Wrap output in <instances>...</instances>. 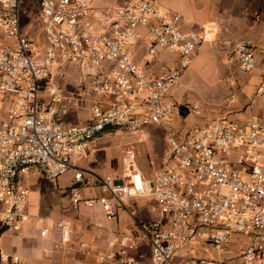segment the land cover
Returning <instances> with one entry per match:
<instances>
[{
	"label": "built area",
	"instance_id": "built-area-1",
	"mask_svg": "<svg viewBox=\"0 0 264 264\" xmlns=\"http://www.w3.org/2000/svg\"><path fill=\"white\" fill-rule=\"evenodd\" d=\"M38 5L39 14L27 0H0V97L7 103L0 115V229L18 230L29 219L22 174L36 169L56 180L71 171L74 205H98L110 221L126 200L152 197L168 218L167 226L144 222L120 234L94 253L100 262L136 264L134 252L145 240L149 264H225L210 259L208 247L220 252L237 240L239 264H264V66L252 44L237 42L224 64L244 73L259 70L261 115L228 122L218 117L184 130L176 122L180 107L161 98L204 50L212 26L185 29L188 18L162 13L156 0L101 9L94 0ZM142 40L141 61L153 64L162 50L175 54L174 63L141 65L133 49ZM43 45L39 57L34 47ZM67 68L75 75L64 83ZM79 97H85V118L63 122L82 108ZM187 108L198 114V105ZM150 125L165 143L151 179L140 171L133 145L124 148L121 175L84 174L79 162L89 143L111 130L146 137ZM86 187L101 194L82 196ZM55 228L61 243L70 240L69 220L58 218ZM47 232L41 228L39 235ZM78 248L89 255L92 243L81 240ZM199 251L204 255L195 258ZM0 259L22 264L19 255L0 253Z\"/></svg>",
	"mask_w": 264,
	"mask_h": 264
},
{
	"label": "crops",
	"instance_id": "crops-1",
	"mask_svg": "<svg viewBox=\"0 0 264 264\" xmlns=\"http://www.w3.org/2000/svg\"><path fill=\"white\" fill-rule=\"evenodd\" d=\"M115 2L123 5L130 1L94 0V6L101 9L105 6H113L112 3ZM156 2L157 4L160 2L171 13L180 12L188 18V21L182 25L185 29L199 31L207 26H212L211 38L204 42V53L210 50L219 54L225 53L237 42L247 41L255 48L258 64L264 66V0H203L196 7L190 4L185 5L178 0H156ZM160 11L162 12V9ZM143 44L144 40L139 41L133 49L134 58L139 63L141 62L140 53ZM202 52L193 57L192 63H197L204 57ZM174 61L175 54L161 50L154 58L153 64L145 63L143 65L154 69L161 63L172 65ZM224 67L226 72L222 81L226 87L230 82L232 89L225 91V96L228 97L220 101L221 106L213 109L216 113L218 112L217 117L244 120L248 117L260 116L262 113L261 102L255 95L256 86L261 78L259 70L244 73L239 72L235 66L224 65ZM231 90H234L235 94H230ZM169 95L171 96V91H169ZM179 116L183 118L182 128L184 130L190 128L188 112ZM1 120L2 116H0ZM155 127V125L147 127L149 135ZM93 146H95L94 141L88 144L87 153L80 160L79 165L85 175L103 176L95 170L97 165L88 160L93 158L91 156ZM84 168H89L92 171ZM37 173L38 170L31 169L20 177L21 183L29 190L27 198L28 221L18 230L4 229L0 232V253L19 255L22 257V264H123L121 262H100L95 258L94 253L97 250H106L120 234L135 231L139 223L156 222L163 226L168 224L166 216L163 220H157L150 217L147 212L140 213V210L146 205L143 198L130 199L126 201L127 204L125 203V205H137L139 218L126 206V208H119L116 217L108 221L98 205L89 209L83 205L77 206L72 203L71 189L74 186V181L71 171L56 180H46ZM117 176L119 175L114 177ZM95 190L98 193H95ZM80 192L85 197H96L101 194L99 188L92 187L81 188ZM61 217L69 220L72 225L70 240L65 243L60 242L59 230L55 228V221ZM44 227L48 228V232L45 236H40L39 231ZM81 240L92 243L89 255L79 250L78 242ZM226 248L235 253L238 244L234 242ZM144 250L147 251L146 255H144ZM149 254V245L144 240L140 248L134 252L136 264H149ZM0 264H10V262L0 259Z\"/></svg>",
	"mask_w": 264,
	"mask_h": 264
},
{
	"label": "rangeland",
	"instance_id": "rangeland-1",
	"mask_svg": "<svg viewBox=\"0 0 264 264\" xmlns=\"http://www.w3.org/2000/svg\"><path fill=\"white\" fill-rule=\"evenodd\" d=\"M38 1L39 0H27V2L33 3V6L31 7L37 14H39L40 9ZM120 1L121 0H119V2ZM178 1L180 3H184L185 5L190 4L191 6L196 7L197 5H200V2L203 0ZM112 4L113 7L120 6L118 2ZM158 6L160 10L162 9V13H171L164 6H162L160 2ZM24 9H27V7L24 6ZM34 49L37 50L39 57L43 55L44 45L40 47L36 46ZM229 51L230 50H227V52H221L220 54L214 50H210L206 53L203 51L202 53L204 54V57L201 58L197 63H192L191 61V64L174 82V86H171L172 88L169 89V91H171V96L168 92L167 95L161 98V101L164 103L174 104L177 107H192L194 105H198V114L193 113L192 110L188 112V119L190 123L189 127L193 128L198 125H203L213 119L218 118V112L216 113V111L213 109H217L221 106L220 101L225 100L228 97L225 96V91L232 89L230 82L228 84L229 86L226 87L222 81L226 72L224 61ZM140 63L141 65L145 64L144 61H141ZM74 75L75 71H73V69L70 70L67 68L62 75V81L64 83H68L71 81V76ZM230 94H235L234 90H231ZM1 98L2 97H0V115H2L7 108V103H2ZM78 99L82 103V108L77 109L76 111H71L68 115L61 117L60 119L63 122H76L85 118L87 113L85 110L86 108H84L85 97H79ZM222 118L227 122L241 121L239 119L232 120L227 117ZM177 123L179 127L184 125L182 116L177 118ZM94 145L95 146H93V150H91V156H93V158L88 160L93 161L97 165V168L95 169L97 172L103 175L106 173H110L113 176L121 175L124 169L122 164L124 148L126 145H133L138 152L136 162L140 171L145 178L151 179L153 171L159 166L160 155L163 151L165 143L161 131L158 129V127H155L151 132V135L148 134L146 137L134 133L111 130L95 139ZM84 169L92 171L89 168ZM26 172H29V170ZM38 173L43 176L39 171ZM95 193H98V191L95 190ZM143 199L146 201V205L143 206V208L140 210V213L147 212L150 217H153L157 220L165 219L164 215L159 209L157 202L152 197H146ZM126 201L124 203L127 204ZM126 206H128L127 208H129V210L135 213L134 215H136V217H140L137 205L129 204ZM235 242L238 244L237 240ZM143 252H145L144 255H146L147 251L144 250ZM207 254L208 257L213 260H226L225 264H239V259L234 257L236 254L226 247L222 251L218 252L215 248L209 246ZM203 255L204 254L202 252L193 254L195 258H200Z\"/></svg>",
	"mask_w": 264,
	"mask_h": 264
},
{
	"label": "water",
	"instance_id": "water-1",
	"mask_svg": "<svg viewBox=\"0 0 264 264\" xmlns=\"http://www.w3.org/2000/svg\"><path fill=\"white\" fill-rule=\"evenodd\" d=\"M185 112H188V108L186 106H181L180 107V113H185Z\"/></svg>",
	"mask_w": 264,
	"mask_h": 264
},
{
	"label": "trees",
	"instance_id": "trees-1",
	"mask_svg": "<svg viewBox=\"0 0 264 264\" xmlns=\"http://www.w3.org/2000/svg\"><path fill=\"white\" fill-rule=\"evenodd\" d=\"M2 230H4V229H3V228H1V229H0V232H1Z\"/></svg>",
	"mask_w": 264,
	"mask_h": 264
}]
</instances>
